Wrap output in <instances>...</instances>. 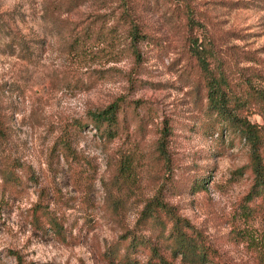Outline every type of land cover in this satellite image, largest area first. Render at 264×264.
<instances>
[{
	"label": "rangeland",
	"instance_id": "1",
	"mask_svg": "<svg viewBox=\"0 0 264 264\" xmlns=\"http://www.w3.org/2000/svg\"><path fill=\"white\" fill-rule=\"evenodd\" d=\"M121 1L0 0V170L13 160L23 171L15 184L0 174V264H126V236L149 234L139 212L167 180L164 199L221 262L259 264L264 201H247L249 144L237 132H213L201 110L186 20L143 10L144 32L162 45L141 43L137 57L115 23ZM186 1L195 19L223 32V48L264 57V0ZM116 99L127 106L126 130L106 140L86 125L72 149L58 153L65 126ZM248 118L264 127L259 111ZM161 141L174 162L168 179ZM39 193L56 227L32 223ZM146 252L135 253L137 264L146 263Z\"/></svg>",
	"mask_w": 264,
	"mask_h": 264
},
{
	"label": "trees",
	"instance_id": "2",
	"mask_svg": "<svg viewBox=\"0 0 264 264\" xmlns=\"http://www.w3.org/2000/svg\"><path fill=\"white\" fill-rule=\"evenodd\" d=\"M121 6L115 23L117 27L126 29L132 51L137 57H140L137 48L141 43L145 46L162 45L160 38L144 32V24L140 21L143 10L170 11L174 16L173 23H177L179 17L182 21L186 20L188 31L184 34V45L193 72V86L200 93L201 110L211 116L213 132H237L249 144L253 183L247 201L258 198L264 201V127L248 118V114L256 110L264 116V57L253 50L223 48V32L218 33L217 27H206L195 19L192 7L186 0H122ZM231 61H234V66L230 65ZM242 61L252 62L253 65H239ZM126 108L116 99L104 107L88 111L87 120L77 119L71 126H65L59 146L62 150H58V153L72 149L73 138L89 124L95 127L100 138L112 140L118 137L128 127ZM170 126L165 123L163 134L171 132ZM55 149L56 145H53L50 155ZM158 152L164 159L168 179L173 172L171 167L174 162L163 141L158 144ZM11 163L13 160L4 162L0 174L4 182L15 184L21 179L17 172L23 171ZM23 169L27 171L25 167ZM26 180H34L32 172H26ZM167 181L146 200L139 212L137 222L141 230L149 234L133 231L126 236L129 241L124 263L137 264L135 253L147 251L145 264H225L205 244L202 234L189 220L164 199L162 189H169ZM43 199L44 195L39 193L38 200L32 206V223L40 228H45V225L56 227L55 219L45 216ZM249 209V205L244 209L247 214L250 213ZM162 249L173 257L168 259ZM257 259L259 264H264V238L258 248Z\"/></svg>",
	"mask_w": 264,
	"mask_h": 264
}]
</instances>
